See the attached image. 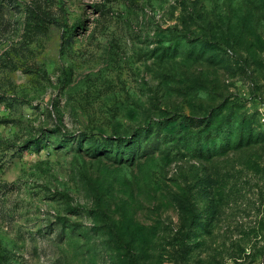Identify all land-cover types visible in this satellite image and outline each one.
<instances>
[{"label": "rangeland", "instance_id": "rangeland-1", "mask_svg": "<svg viewBox=\"0 0 264 264\" xmlns=\"http://www.w3.org/2000/svg\"><path fill=\"white\" fill-rule=\"evenodd\" d=\"M1 2L0 264H264V0Z\"/></svg>", "mask_w": 264, "mask_h": 264}, {"label": "trees", "instance_id": "trees-1", "mask_svg": "<svg viewBox=\"0 0 264 264\" xmlns=\"http://www.w3.org/2000/svg\"><path fill=\"white\" fill-rule=\"evenodd\" d=\"M3 7H4V3H2L1 2V0H0V18L2 17V9H3ZM35 19H37V21H38V24L41 26V25H44V24H47V25H50V24H53V23H55V21L54 20H52V19H50V18H48V17H46V16H43V15H36L35 16ZM191 125L193 126V127H195V128H201L202 126H204L202 123H201V121H197V122H193V123H191ZM211 128V127H210ZM210 128H207L205 131H207V133H209V131H210ZM149 130V129H148ZM147 129H144V128H141V129H138V131L131 137V138H118L117 140V142L115 143L114 141H111V140H108V139H106L105 140V143L107 144V146H108V144H109V146H114V144H116V147L117 148H124V150L126 149H128V151H132V149L133 148H135L134 147V145H135V143H136V139H138V137L139 136H141L140 134L142 133V132H144V138H146L144 141H147L148 142V140L150 139V136L149 137H147L148 135H147V132L146 131H148ZM161 129L160 128H158V131H160ZM220 132H219V136L218 137H216V139L217 140H219V138H221V140H220V142L217 144V143H212L211 141H209V143H208V152H209V148L210 149H218V148H224V147H220L222 144H223V140H224V138H223V135H224V132L225 131H221V130H219ZM158 135V134H157ZM222 135V137H220ZM210 136V135H209ZM209 139H210V137H209Z\"/></svg>", "mask_w": 264, "mask_h": 264}]
</instances>
